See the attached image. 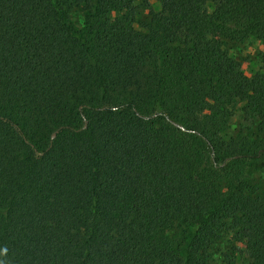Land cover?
<instances>
[{
  "label": "trees",
  "instance_id": "obj_1",
  "mask_svg": "<svg viewBox=\"0 0 264 264\" xmlns=\"http://www.w3.org/2000/svg\"><path fill=\"white\" fill-rule=\"evenodd\" d=\"M144 4L0 0V264H264V0Z\"/></svg>",
  "mask_w": 264,
  "mask_h": 264
},
{
  "label": "rangeland",
  "instance_id": "obj_2",
  "mask_svg": "<svg viewBox=\"0 0 264 264\" xmlns=\"http://www.w3.org/2000/svg\"><path fill=\"white\" fill-rule=\"evenodd\" d=\"M144 2L142 6V12L147 13L149 8H157L160 5V0H138ZM77 14V13H76ZM73 18L78 21L77 15ZM234 56L239 57L241 60V68L247 76H251L252 73L260 67L261 55L264 53V38L255 39L249 38L237 49H233L231 52ZM255 174L264 171V168H256L253 170Z\"/></svg>",
  "mask_w": 264,
  "mask_h": 264
}]
</instances>
